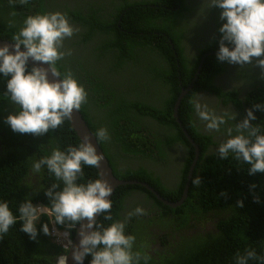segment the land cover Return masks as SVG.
<instances>
[{"label": "trees", "instance_id": "1", "mask_svg": "<svg viewBox=\"0 0 264 264\" xmlns=\"http://www.w3.org/2000/svg\"><path fill=\"white\" fill-rule=\"evenodd\" d=\"M58 2L29 0L28 4L21 5L19 0H15L10 5L9 0H0V38L14 42L13 35L28 16L61 12L57 7L62 6V13L85 30L64 40L61 51L71 50V55H66L55 68L62 79L65 73L70 72L87 92V103L81 106L80 111L95 135L98 129H107L110 139L97 140L115 176L122 180L146 182L170 202L182 199L189 182L187 198L177 209L164 204L140 184L122 185L111 199L109 214L112 220H105L106 214H102L97 223L108 227L115 221H124L127 217L125 210L133 206H127L126 198L140 192L147 200V215L133 216L132 221L138 223L129 225L127 221L125 228L126 235L135 236V244L139 240L137 233H144L146 238L156 236L155 227L168 231L173 229L174 232L176 228H188L191 222L216 224L214 231L186 238L176 247L167 246L166 251L156 252L159 255L146 252L147 244L143 246L144 250H137L134 244L133 251L150 256L148 264H235L236 254L243 255L246 249L255 250L257 256L264 255V173L249 175V165L236 161L231 153L226 160L219 159L216 147L219 138L204 131L190 103L196 99L197 93L208 92L221 98L225 105L235 106L239 116L245 115V107L249 109L255 104H264V87L250 92L242 100L237 91L216 85V77L226 71L229 63L220 62L217 54L207 56L202 64L201 61L204 54L218 52L221 36L207 44L194 63L189 62L182 46L183 20L190 12L185 0H153L139 5L126 3L118 8L114 2V11L109 10L107 15L103 13L102 6L100 14L94 5L90 6L94 11L84 14L79 9L81 2L73 4L77 6L73 8ZM143 53H148L149 63L141 61ZM32 68L28 64V71ZM142 72L149 76L145 83L139 75ZM196 75L198 77L194 80ZM10 78L0 74V202L9 204L17 223L7 234L0 236V264H56L62 250L52 242L51 235L42 232V225L50 227V220L54 217L43 215L39 219L35 225L38 235L32 240L20 231L22 222L18 219V209L26 199H30L34 206H51L45 192L53 183H59L56 190L61 191L63 184L54 175H49L46 167L34 173L32 164L50 155L53 149L64 151L70 145L78 147L81 141L69 120L43 136L13 132L5 123L8 115L18 111V106L10 103L5 95ZM148 83L154 86V90L162 86L165 94L155 99L141 96L140 90L144 87L155 94ZM184 89L190 90L182 99L179 116L185 129L200 146V156L190 180L188 177L196 152L174 117L176 102ZM254 115L255 126L260 128V134H264V111H254ZM237 119L234 124L230 123V127L238 124ZM154 121L165 128L162 138L153 130ZM222 132L225 134L223 127ZM177 143L184 144L186 153L178 168L179 176L170 186L164 183L163 173L151 171L145 165H130L136 160H152L163 165L169 155L167 148ZM196 176L201 180L198 187L192 183ZM96 179H99L97 169L84 166V177L78 183ZM253 184L256 187L251 189ZM221 193L226 195L221 196ZM254 198L259 202H254ZM241 200L242 208L237 207V201ZM156 208L161 210V214L149 216ZM173 212L180 214L182 219L168 220ZM70 231L73 237L75 230ZM90 261L91 256L86 257V264ZM249 264H258V261L250 260Z\"/></svg>", "mask_w": 264, "mask_h": 264}, {"label": "clouds", "instance_id": "2", "mask_svg": "<svg viewBox=\"0 0 264 264\" xmlns=\"http://www.w3.org/2000/svg\"><path fill=\"white\" fill-rule=\"evenodd\" d=\"M135 1L138 0H99L97 5L79 6L81 7L79 9L82 13L89 14L90 10L94 11L90 6L94 5L95 11L100 14L99 8L102 6L103 13L107 15L110 11H114L112 8L114 2L118 8L126 3L139 5L153 0ZM9 3L13 5L15 0H9ZM19 3L26 5L29 0H19ZM58 4L63 3L58 2ZM64 4L70 8L77 7L70 3ZM208 7L221 9L222 27L213 40L220 36L221 39L218 52L211 51L204 54L201 63L212 52L217 54L220 62L241 67L256 61L255 66L261 69V79H264V0H208ZM57 8L61 12L28 16L23 21V26L13 35L11 50L8 44L0 46V74L5 78L11 77L7 80L5 95L10 103L18 106V111L8 115L5 120L13 132L43 136L50 130L59 128L65 120H70L74 110H80L81 106L87 103V92L83 86L70 72L65 73L62 79L61 73L55 68V65L66 55H71V50L61 51L64 40L84 31L85 27L63 14L62 6ZM187 18L194 23L190 16ZM184 55L190 63H194L198 57L193 58L187 52H184ZM30 59L48 67H33L28 71ZM49 71L52 76L60 79L49 82ZM246 88L241 92L243 93ZM228 90L238 92L239 88ZM162 93L165 94V91ZM201 93L213 95L203 91ZM148 98L155 99L157 95L150 93ZM239 98L242 99L241 94ZM222 101L221 104L224 105ZM190 103L198 118L205 122L206 130L222 132V127L224 128L226 135L222 133L225 138L219 137V144L216 145L219 159L226 160L231 153L236 161L249 165V175L264 173V134H260V128L253 122L256 119L254 111H264V104H255L246 110V115L236 116L235 113L228 112L217 115L207 104L200 103L199 99H193ZM235 110L238 113L236 108ZM236 118L238 124L230 127V123L234 124ZM96 137L101 141L110 139L105 128L98 129ZM222 140L226 141L221 142ZM102 159V155L97 153L96 147L89 138L84 137L78 147L70 145L64 151L56 148L50 155L34 161L32 164L34 173H39L46 167L49 175H54L57 181L62 182L63 189L57 191L60 185L53 183L45 192L50 207L42 204H39L42 206H34L30 199L21 203L18 209V219L22 222L20 231L35 240L38 235L36 223L43 215H49L54 217L50 220L54 225H62L68 229H74L76 225L80 226L79 244L72 249V259L75 264H83L88 256H91L90 264H141V261L143 264H148L150 259L148 254L133 251L135 236L125 234L127 220L133 216L147 215L146 210L138 206L127 214L124 221H115L110 226L104 227L97 223L96 217L106 214L104 219L112 220L109 214L112 208L109 197L113 193L111 183L104 179L102 174L101 178L95 181L78 183L84 177V166L100 168ZM192 183L198 187L201 184L199 176L194 177ZM255 187L254 184L250 186L251 189ZM254 202H259V199L254 198ZM237 207H244L242 200L237 201ZM16 223L17 217L13 215L9 204L0 202V236L7 234ZM49 229L48 224L42 225L44 235H51ZM59 247L63 254V249ZM59 256L56 262L58 260V264H66L67 257ZM250 260L264 264V255L257 256L255 250L246 249L243 255L236 254L235 264H249Z\"/></svg>", "mask_w": 264, "mask_h": 264}, {"label": "flooded vegetation", "instance_id": "3", "mask_svg": "<svg viewBox=\"0 0 264 264\" xmlns=\"http://www.w3.org/2000/svg\"><path fill=\"white\" fill-rule=\"evenodd\" d=\"M76 1L77 0H59V3L75 4ZM142 1H148V0H138L135 2H142ZM185 1H186V4L189 5V7H190V12H187L186 16H191V19H192V21H194V23H192L191 20L187 17H185L184 20L182 19L183 23L185 24L184 39L182 42L184 52L186 53L190 50H196L199 48V46H202V45L204 46L202 48V50H203L204 48L207 47V44H209V42L214 41L213 39L215 37H217V36H209V35L215 34L213 32V30L216 28V25H220L221 9L214 10L212 8H209L208 7V0H185ZM79 8H81V7H79ZM200 8L202 9V12L199 14L198 11L199 12L201 11ZM203 29H205L206 31H204ZM75 33H77V32H75ZM197 39H199V40H197ZM142 56H143V59L142 60L140 59L141 61H143L144 63L150 62L151 59L149 58L148 53L147 54L143 53ZM255 64L256 63L250 64L253 66L251 68L245 70L244 74L242 75V78H240L239 81H237L233 84L234 86L239 88L238 92H239V94H241L242 100L246 99L247 98L246 95L249 94L250 92H253L254 90H258V89H261L262 87H264L263 79H261V69L259 67H256ZM228 69H229V64H227V66H226V71L218 74V76L216 77V83H217L216 85L223 86V87H229L230 86L231 81L234 79L230 78L231 71ZM141 79L144 82H147L149 79V76H147V75H144V77L141 76ZM148 86H149L150 90L152 92H155V94L158 97H161L162 92L165 91L164 88H161V87H159L157 90H154V86L149 84V83H148ZM246 86H247V88H246ZM245 88H246V90L242 93L241 91H243ZM151 95H152V93H151ZM208 107H212V106H208ZM211 110L215 111L216 108L213 109V107H212ZM246 110H245V112H246ZM151 122H152V120H151ZM152 124H153V130L155 131L157 136L162 137L163 135H165L164 134V132H165L164 127H162L156 121H154ZM217 133L219 134L220 137L225 138V135L221 131L217 132ZM225 141L226 140H222L221 142H225ZM169 149H171V148H167V154L169 152ZM146 161L152 162L150 160H146ZM164 162H167V159L164 160ZM171 166H172L171 162H168L165 164L163 163V165L160 166V170H159L160 173L163 172L162 176L161 175L160 176L162 177L164 183L167 184L168 186L173 184L179 176L178 167L175 166L177 168V171L174 174V176H172L169 179V181L164 180V179L169 178L170 175H168V174L165 175L164 173L166 171H168L171 174V172H172ZM125 201H134L132 208L127 210L128 213L131 212L133 209H135L138 206L144 208L146 211L149 210V209H147L148 207L146 205V201H147L146 197L143 194H141L140 192H137L134 195L127 197ZM177 208H174V209H177ZM152 213L153 214H151L149 216L157 217L159 214H161V210L156 208V211L152 212ZM169 219H179L180 220V219H182V217L180 214L173 212L172 214L169 215L168 220ZM127 221L129 223V225H131L130 223H135V222H136V224L138 223L137 221H132V219H128ZM205 224L208 225L211 223H205ZM212 224L216 225L215 222ZM156 225H159V223L157 222ZM188 225H191V226H188V228H185V229H177L176 228V231H174V232H172L173 229L168 231V230H161L159 227H157V228L155 227L154 231L157 232L156 236H153V237L149 236L148 238H146L144 236L143 238L139 239L137 241V243L135 244L137 246L136 249L137 250H139V249L144 250L143 246L146 244L147 245L150 244V245H152L151 249L148 250L147 248H145V251L148 252L149 254L156 255V254H158L156 252L161 248H162V250H165V249L167 250L168 249L167 246L172 245L173 247H176V245L178 243L183 242V240H185L186 238H190L192 236L199 235L202 233L204 234V232L214 231V227L211 230L205 229V228H204L205 230H200L201 225L195 224L194 222H191ZM193 225H194V227H192Z\"/></svg>", "mask_w": 264, "mask_h": 264}, {"label": "water", "instance_id": "4", "mask_svg": "<svg viewBox=\"0 0 264 264\" xmlns=\"http://www.w3.org/2000/svg\"><path fill=\"white\" fill-rule=\"evenodd\" d=\"M12 43L13 42H11L9 40L0 38V46H3L5 44H8L10 46V50H11ZM21 50L23 51L24 49L22 48ZM214 54H215V52H212L211 53V55H214ZM28 64L31 67H39V66H43L45 68L48 67L47 65H42L41 62H34L31 59L28 61ZM197 77L198 76L196 75V77L194 78V80H196ZM48 79H49V82H54V81H58L60 78L59 77L52 76L51 72L49 71V77H48ZM193 84H194V82H193ZM189 90L190 89H186V90L184 89V91L182 92V94L179 96V98H178V100L176 102V105H175V109H174V117H175L177 123L179 124L180 128L183 129L185 136L188 138V140L190 141V143L195 148L196 155H195V159L193 161V165L191 166L190 173H189V177H188V179L190 180L191 179V176H192V173H193V168L197 164L198 159H199V156H200V147L196 143V141L193 139V137L185 129V127L183 125V122H182V120L180 119V116H179V107H180V104L182 102L183 97L188 93ZM69 121L71 123V126L73 127V129L77 133L80 141L82 142L84 137H88L89 140L91 141V143L96 147L97 153L100 154V155H102L103 159H102V162H101V166H100V168H96V169H97L98 174H99V179L101 178V174H102L103 178L104 179H107L111 183V185L113 187V193L109 197V199H112V197H113L116 189L118 187L122 186V185L140 184V185L146 187L157 198H159L164 204H166L167 206H169L171 208H177V207H180L183 204L184 200L187 198V195H188L189 182L186 185L183 198L180 199L177 202H170L167 199H165L164 197H162L161 194L154 187L150 186V184H148L146 182L137 181V180H122V179L117 178L115 176L114 172H113V169H112V167L110 165V162H109L108 158L106 157L103 149L101 148V146H100V144H99V142L97 140L96 135L90 129V127H89L88 123L86 122V120L84 119L81 111L80 110H78V111L74 110L73 115H72V118ZM99 217H100V215H98L96 217L97 222H98ZM79 227H80L79 225H76V227L74 228L75 234H74V237H73L72 247H71V249H70V251L68 253L67 264H75L74 260L72 259V249H73L74 246H76V245L79 244V240H80V237H79ZM83 264H86V258H85Z\"/></svg>", "mask_w": 264, "mask_h": 264}, {"label": "rangeland", "instance_id": "5", "mask_svg": "<svg viewBox=\"0 0 264 264\" xmlns=\"http://www.w3.org/2000/svg\"><path fill=\"white\" fill-rule=\"evenodd\" d=\"M76 2H78V3L81 2L82 3L81 6H87L89 4H95V5H97L99 3V0H77ZM198 13H199V11H198ZM224 23H226V22H224ZM220 27H222V25H216V28L213 30V32L215 34H210L209 36H213V35L214 36H218ZM203 30L206 31L205 29H203ZM197 40H199V39H197ZM203 47H204L203 45L202 46H199L198 49H196V50H190V51L187 52V54L192 55L193 58L194 57H197V56H199V54H200V52H201V50H202ZM252 63H256V61H254ZM252 66L253 65H245L244 67H241L240 65H232V64H229V69L228 70L231 71L230 78L231 79H234V80H232L231 83H230V86L229 87H226V88L232 89V88L236 87L233 84L235 82L239 81L240 78H242V75L244 74V71L247 70V69H249V68H251ZM137 73L138 72H136V74ZM139 75H141L142 77H144V72L140 73ZM263 82H264V79H263ZM140 93H141V96L148 97V89L146 87H144L143 89H141L140 90ZM196 99H199L200 103H202V104H207L208 106H212L213 109L216 108L215 113L217 115H221V114H223L225 112H228L229 114L235 113L236 116L238 114L237 111L235 110V108H236L235 106L229 105V104H227V105L224 104L225 105L224 106L223 104H221V100L219 98H217L216 96H214V95H209L207 93H200V94L197 95ZM212 107H209V109H212ZM200 123H202V125H203L202 127H204V131L205 132L214 133L216 135L217 139L220 137L217 132H214V131L213 132H209L208 130H206L205 122H202L200 120ZM160 138H162V137H160ZM185 153H186L185 148H184V146L181 143H178V144L172 146L171 149H169V152H168L169 155H168V158H167V162H165V163L171 162V164H172V166H171L172 172H171V174L168 171H166L164 173L165 175L166 174L170 175L168 179H164L165 181H169V179L172 176H174V174L177 171V168L176 167L179 168L180 163L183 160ZM150 161H152V160H150ZM130 165H132V167L133 166L135 167V166H138V165H145L151 171H155L158 174H159V170H160V166H161L160 164H158V163H156L154 161L149 162V161H146V160H144V161L143 160L142 161H137L136 160V161H133L132 163H130ZM34 184L36 185V188L39 187V185L36 182H34ZM133 204H134V201H127V206L128 207H131ZM153 212H154V210H153ZM125 213H126V216H127V214H128L127 209L125 210ZM200 225H202V226H200L201 227L200 230H205V229L211 230L214 227V224H208V225H206V224H200ZM139 231L140 230H138V232ZM137 236H138L139 239H141V238H143L145 236V234L144 233H137ZM151 247H152V245H150V244L147 245V249L150 250ZM160 250H162V248L159 249L158 251H160Z\"/></svg>", "mask_w": 264, "mask_h": 264}, {"label": "built area", "instance_id": "6", "mask_svg": "<svg viewBox=\"0 0 264 264\" xmlns=\"http://www.w3.org/2000/svg\"><path fill=\"white\" fill-rule=\"evenodd\" d=\"M38 206H42V205H38ZM50 225H51L50 226L51 238H52L53 243H56L57 245L61 246V248L64 251V253L61 254L59 257L61 256L67 257V260H68V251L70 250L72 246V237L70 233L71 229L59 228L57 225H54L52 222ZM56 264H58V260ZM66 264H67V261H66Z\"/></svg>", "mask_w": 264, "mask_h": 264}, {"label": "bare ground", "instance_id": "7", "mask_svg": "<svg viewBox=\"0 0 264 264\" xmlns=\"http://www.w3.org/2000/svg\"><path fill=\"white\" fill-rule=\"evenodd\" d=\"M246 109L248 110L247 107H245L244 110H243L245 115H246V112H245ZM119 148H120V147H119ZM124 213H125V212H124ZM125 214H126V213H125Z\"/></svg>", "mask_w": 264, "mask_h": 264}]
</instances>
